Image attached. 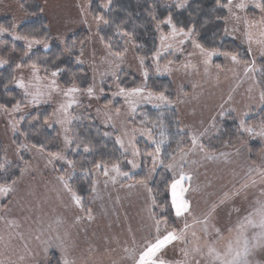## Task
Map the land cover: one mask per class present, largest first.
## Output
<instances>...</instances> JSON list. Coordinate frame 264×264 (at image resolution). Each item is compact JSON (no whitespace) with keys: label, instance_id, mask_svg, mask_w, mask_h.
<instances>
[{"label":"rangeland","instance_id":"obj_1","mask_svg":"<svg viewBox=\"0 0 264 264\" xmlns=\"http://www.w3.org/2000/svg\"><path fill=\"white\" fill-rule=\"evenodd\" d=\"M38 1L58 44L63 45L68 36L79 30L87 31V47L75 63L88 73L90 86L86 90L74 85L63 88L56 81L57 73L43 77L35 68L16 70L13 86L23 96L24 106L10 110L0 107V174L19 162L23 163V168L13 183L0 184L11 189L7 194L0 193V262L52 264L53 254L57 264H64L65 259L70 264H135L146 243L154 242L158 235L154 227L155 217L160 220L159 235L173 230L184 234L183 240L173 242L159 253L166 264H197V261L199 264H213L207 255L208 248L223 252L227 242L235 237L236 226L258 207V200L264 201V178L261 175L264 173V136L257 135L264 129V124L245 126L246 121L257 117L264 104L259 86V81L264 80V10L256 6L258 3L264 6V0H232L231 4L227 0L224 7L223 38L237 43L246 52L248 63L234 61L230 54L197 47L191 31L175 27L176 33L173 34V24L166 23V20L157 25L158 44L150 57V71L137 57L135 46L129 39L121 55L110 53L103 45L98 36L103 22L90 15L95 0ZM97 1L104 10L108 8L109 0ZM148 1L175 3L180 5L179 8L189 2ZM240 3L245 7H237ZM15 39L23 43L26 55L38 47L49 48L44 41ZM3 66L0 61V68ZM128 75L137 78L139 85L124 88L125 95L118 94L121 89L114 88L109 93L108 106H100L99 100L104 96L102 83L111 81L114 87L117 80ZM154 78L170 81L174 94L171 102L159 99L160 96L146 89L148 79ZM21 82L24 87L20 86ZM71 88L78 91L66 94ZM136 88L143 89V92L127 95ZM48 105L51 106V116L46 128H57L60 151L47 155L25 144L16 146L12 138L24 118L35 108ZM165 107L176 110L180 129L189 138L188 149L176 153L166 165L161 163L160 152H155L144 182H129L136 184L135 188L131 184L121 185L120 181L140 170L136 142L143 140L152 144L148 130L134 127L128 121L139 109ZM83 109H89L101 125L117 132L116 138L122 142L118 146L127 157L130 169L129 172H117V166L103 167V175L101 169H94L86 212L72 198L69 181L74 172L66 159L72 111ZM228 118L239 129L238 143L232 148L213 150L224 142L215 138L217 124ZM246 128L253 132L245 131ZM194 137L197 140L195 146ZM250 145L256 147L255 153ZM159 168L171 179L166 194L176 225L174 229H169L166 220L157 218L153 212L155 206L149 187ZM181 172L191 176L190 181H184V187L188 188L185 198L191 210L178 218L171 208L170 185ZM252 180L256 183L253 184ZM160 208H157L158 212L162 213ZM205 219L207 233L204 232ZM217 228L221 233L219 237ZM229 229L233 231L229 232ZM256 231L259 230L248 231L251 248L248 261L249 264H264V244L251 247L256 244L251 239ZM197 246L201 249L199 253L193 252ZM182 249L189 253L188 256Z\"/></svg>","mask_w":264,"mask_h":264},{"label":"trees","instance_id":"obj_2","mask_svg":"<svg viewBox=\"0 0 264 264\" xmlns=\"http://www.w3.org/2000/svg\"><path fill=\"white\" fill-rule=\"evenodd\" d=\"M13 1L0 0V27L7 29L0 33V61L4 64L0 68V107L10 110L24 106L23 96L14 88L13 82L17 69L34 68L33 65L43 77L57 73L56 81L63 88L74 85L80 90H86L90 86V77L83 67L75 63V59L81 56L87 47V31H77L60 45L52 36L49 20L38 0H16L15 3ZM226 3L227 0H189L184 7L179 8L175 3L109 0V6L104 10L99 1L95 0L90 7V15L102 20L103 25L98 30V36L110 53L121 55L125 50L126 40L129 39L135 46L137 57L142 60L148 71L151 69L150 57L156 52L158 44L157 25L169 18L176 29L191 31V35L202 49L235 55L240 62L248 63L246 52L234 41L223 38ZM166 28L164 26L165 30ZM17 37L47 42L49 48L44 50L38 47L26 55L25 47L22 42L15 39ZM139 82L137 78L129 75L122 76L114 87L111 81L103 82L101 91L104 96L100 98L99 105L108 106L109 93L114 88L116 90L134 88ZM259 86L261 94L264 93V80L259 81ZM146 89L157 96L163 94L169 102L174 99L172 86L167 78L148 79ZM50 116L51 106L35 108L19 125L18 132L12 138L13 143L16 146L25 144L47 155L57 154L60 151L58 130L56 127L46 128ZM72 118L68 131L70 145L66 153V159L74 172L69 181V188L81 198L82 208L86 212L87 200L93 186V170L98 168V164L100 165L98 169L109 166H117L122 172H129L130 169L126 162L127 157L118 146L117 132L101 125L89 109L73 110ZM128 122L134 127L148 130L152 144L149 145L143 140L136 142L140 153V170L136 174H130L123 183L146 180L149 163L153 154L157 152V147L160 149L161 163L166 165L176 153L188 149L190 145L187 134L180 129L176 110L172 107L156 110L139 109ZM263 124L264 104L257 117L252 121H246L245 126L259 127ZM238 131L232 119L219 121L215 138L224 142H221L218 148L213 147V150L235 146L238 143V136L236 137ZM85 148L88 151H85ZM254 148H256L254 145H250L253 153ZM22 168V162L8 166L0 174V184L13 183L19 178ZM170 180L168 173L159 168L149 188L155 200L154 214L159 219H165L169 229H174L176 225L166 194ZM157 208L162 209V213H159ZM51 257V263L57 264L56 256L51 254Z\"/></svg>","mask_w":264,"mask_h":264},{"label":"snow or ice","instance_id":"obj_3","mask_svg":"<svg viewBox=\"0 0 264 264\" xmlns=\"http://www.w3.org/2000/svg\"><path fill=\"white\" fill-rule=\"evenodd\" d=\"M228 3L231 4L232 0H228ZM180 6V5H178ZM257 7L262 8L264 10V6L261 4H257ZM239 8H244L245 5L243 3H240L237 5ZM166 23L171 24V18L166 21ZM7 31V29L0 27V33ZM183 31V29H181ZM176 33L175 26L173 25V34ZM185 35H188V33H185ZM20 37H17L19 39ZM164 39V38H162ZM199 47V45H197ZM232 59L234 61L237 60V57L235 55L232 56ZM35 68V65H33ZM55 76L56 73H53ZM21 87H24L23 83L21 82L20 84ZM78 91V89L71 88L68 90V93L66 94H71L73 92ZM89 94L92 93V89H88ZM143 92V89L141 88H136L132 89L127 95H137ZM120 95H125V90L121 89ZM151 96V93H149V97ZM159 99L164 100L166 97L163 96V94L160 95ZM261 99L264 100V93L261 94ZM75 102V101H73ZM64 107V106H62ZM66 110V109H65ZM243 127V124L241 125ZM245 131L252 133L253 130L251 128H246L244 129ZM257 135L264 136V129H262ZM117 143L122 142L118 139ZM197 143L196 138H193V145L195 146ZM85 151H88L87 148H85ZM157 153L160 151L159 147L156 149ZM97 167L99 168L100 165L98 164ZM168 167H171L169 165ZM117 172L119 171L118 168L115 169ZM105 174H107V171H105ZM126 175V174H125ZM262 178H264V173L261 174ZM62 179V178H61ZM190 181L191 176L185 175L183 172L179 174V178L175 179L172 184L170 185L171 189V208L175 212L176 217H182L185 214L190 213V203L189 201L185 198V193L188 191V188L184 187V181ZM252 183L255 184L256 181L252 180ZM65 187H67V184H65ZM244 187H247V185H244ZM11 189L8 187L0 186V193L2 194H7ZM150 191V190H149ZM262 195H264V190H262ZM72 198L74 202L76 203L77 206H80L81 204V198L77 196L75 193L72 194ZM153 203H155V200H153ZM258 207L254 208L252 212H249L247 216L244 217V220L239 223L236 228L235 232L236 235L233 239H230L227 242L226 248L223 252L217 251L213 247L208 248L207 255L211 258L213 261V264L215 262H219V264H249L248 257L250 255V240L248 236V231L249 229L256 230L258 229L259 231H256L253 233L251 239L253 241H256V244H252L251 247H256L257 245H262L264 244V201L258 200L257 201ZM91 219V217H89ZM155 223L154 227L157 232V237L154 242H148L146 243L145 247L143 250L140 251L138 258L135 261V264H166V261L161 259L159 257V253L166 248V246L172 244L175 241H181L184 239V234L183 232L177 233L175 230L169 231L164 235H159L160 233V220L155 219L153 217ZM197 223H200V221H196ZM205 224L204 232L207 233V219L203 221ZM189 225L185 223V228H188ZM229 232H232L233 229H229ZM216 234L219 237L221 235L220 229H216ZM193 237H196V233H192ZM39 239V237H37ZM183 251L185 256H188V252L186 250H181ZM201 249L197 246L193 248V252L199 253ZM22 259V258H21ZM2 264V262H0ZM64 264H70L68 260H64ZM197 264H199V261H197Z\"/></svg>","mask_w":264,"mask_h":264},{"label":"crops","instance_id":"obj_4","mask_svg":"<svg viewBox=\"0 0 264 264\" xmlns=\"http://www.w3.org/2000/svg\"><path fill=\"white\" fill-rule=\"evenodd\" d=\"M103 172V173H102ZM102 173V175L104 174V170L103 169H101V171H100V174ZM120 183H121V185H123V186H129L130 184L133 186V188H135V186H136V184H134V183H123V181L121 182L120 181Z\"/></svg>","mask_w":264,"mask_h":264}]
</instances>
